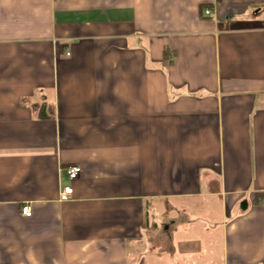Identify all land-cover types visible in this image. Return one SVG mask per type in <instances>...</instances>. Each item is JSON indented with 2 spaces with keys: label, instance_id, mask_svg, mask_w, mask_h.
Instances as JSON below:
<instances>
[{
  "label": "crops",
  "instance_id": "1",
  "mask_svg": "<svg viewBox=\"0 0 264 264\" xmlns=\"http://www.w3.org/2000/svg\"><path fill=\"white\" fill-rule=\"evenodd\" d=\"M0 264H264V0H0Z\"/></svg>",
  "mask_w": 264,
  "mask_h": 264
},
{
  "label": "built area",
  "instance_id": "2",
  "mask_svg": "<svg viewBox=\"0 0 264 264\" xmlns=\"http://www.w3.org/2000/svg\"><path fill=\"white\" fill-rule=\"evenodd\" d=\"M210 14H211L210 10L205 11L206 16H209ZM80 173H81L80 167H73L68 170L67 175L70 181H74L79 177ZM72 196H73V188L68 186L63 189L61 196H60V200L62 202H65V201H68ZM22 208H23L22 214L25 217H28V218L32 217L33 213H32V207L30 205H24Z\"/></svg>",
  "mask_w": 264,
  "mask_h": 264
},
{
  "label": "trees",
  "instance_id": "3",
  "mask_svg": "<svg viewBox=\"0 0 264 264\" xmlns=\"http://www.w3.org/2000/svg\"><path fill=\"white\" fill-rule=\"evenodd\" d=\"M168 54V52H166V55ZM263 195H259V198H256V200L254 201L255 204H258L262 201Z\"/></svg>",
  "mask_w": 264,
  "mask_h": 264
}]
</instances>
